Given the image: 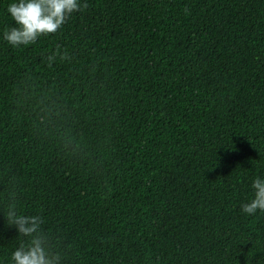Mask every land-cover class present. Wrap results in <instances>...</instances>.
<instances>
[{
  "label": "trees",
  "instance_id": "trees-1",
  "mask_svg": "<svg viewBox=\"0 0 264 264\" xmlns=\"http://www.w3.org/2000/svg\"><path fill=\"white\" fill-rule=\"evenodd\" d=\"M0 0V264L17 209L61 264H264V0H86L13 48ZM84 0H81L83 3ZM57 48L68 60L48 66ZM61 119L36 123V101Z\"/></svg>",
  "mask_w": 264,
  "mask_h": 264
},
{
  "label": "clouds",
  "instance_id": "clouds-1",
  "mask_svg": "<svg viewBox=\"0 0 264 264\" xmlns=\"http://www.w3.org/2000/svg\"><path fill=\"white\" fill-rule=\"evenodd\" d=\"M86 0H14L7 7V12L15 27L4 32L3 38L13 48L34 44L38 38L55 34L70 16L87 9ZM70 57L59 48L47 55L48 66L57 59L63 61ZM36 123L47 128L61 119L60 109L53 103L36 101L34 109ZM253 198L241 206L243 213L255 215L264 212V178L256 177L252 181ZM7 209L3 213L8 226H14L19 239L18 246L12 252L10 264H61L62 253L42 225L39 215H23L17 209L15 184L10 182L7 192Z\"/></svg>",
  "mask_w": 264,
  "mask_h": 264
}]
</instances>
